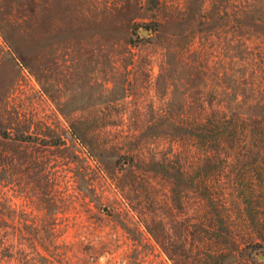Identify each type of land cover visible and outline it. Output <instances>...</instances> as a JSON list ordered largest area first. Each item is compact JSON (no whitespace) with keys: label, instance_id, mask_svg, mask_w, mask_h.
Segmentation results:
<instances>
[{"label":"rangeland","instance_id":"1","mask_svg":"<svg viewBox=\"0 0 264 264\" xmlns=\"http://www.w3.org/2000/svg\"><path fill=\"white\" fill-rule=\"evenodd\" d=\"M0 133V264H264V0H0Z\"/></svg>","mask_w":264,"mask_h":264},{"label":"trees","instance_id":"2","mask_svg":"<svg viewBox=\"0 0 264 264\" xmlns=\"http://www.w3.org/2000/svg\"><path fill=\"white\" fill-rule=\"evenodd\" d=\"M0 136L3 138H10L9 135L6 133H0ZM13 138L19 141H29L30 139L29 136H17V137L14 136Z\"/></svg>","mask_w":264,"mask_h":264}]
</instances>
